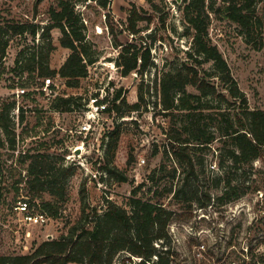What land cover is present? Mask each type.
I'll return each mask as SVG.
<instances>
[{
	"label": "rangeland",
	"instance_id": "374dc122",
	"mask_svg": "<svg viewBox=\"0 0 264 264\" xmlns=\"http://www.w3.org/2000/svg\"><path fill=\"white\" fill-rule=\"evenodd\" d=\"M59 1L0 0V23L40 25L36 38L24 40L20 35L13 36L0 59V109L4 102L16 100L12 116L16 121L18 139L15 151L7 143L5 147H0V155L5 161L4 179L7 181L10 164L17 159L20 151L36 147L41 141H54L50 155L60 163L73 167L66 178L69 200L64 203L58 218L48 216L42 224L26 221L22 209L16 208L18 202L14 205L15 191L11 187L7 190L6 201L0 206V255L29 253L42 241L59 238L83 217L82 206L85 203L90 208L96 207L99 212L106 209V199L129 207L133 187L143 180H147L145 189L152 183L163 188L171 183H180L185 174L183 167L163 153L168 145L167 137L175 133L173 127L175 122L179 124L182 113L176 110L172 114H164L160 94L153 86L155 78H160L164 70L176 67L186 58L191 46L192 37L185 34L182 0L179 3L155 0L159 4L158 11H154L147 0H108L107 8L94 0L80 1L76 10L83 16L87 39L97 61L88 66V75L82 79L80 87H69L62 77L55 75L59 83L58 94L54 91L38 93L35 99H25L21 92L18 93L21 86H13L21 77L17 75L16 59L22 50L44 53L52 45L49 66L55 69L71 52L60 43V28L50 30V41L41 36L43 27L51 22L49 9L59 8ZM133 4L143 7L140 9L142 13L152 15L153 19L151 22L149 19L139 22L143 29L140 34L133 36L126 31L121 38L123 41L136 40L139 45H151L155 64L142 75L132 72L125 76L116 63L120 48L114 44L109 33L105 13L110 9L115 21L125 22ZM162 16L166 19L164 23ZM210 32L227 58L239 86L247 94L250 106L264 108V27L259 28L253 37L259 48L247 41L239 28L228 20L214 16ZM149 33H153V36H148ZM141 36L144 42L139 38ZM27 76L28 72L25 71L22 77ZM142 83L147 108L129 114L124 107L127 115L123 117H118L117 113L113 116L103 114V134L107 129H112L115 116L118 122H123L124 133L112 160L127 177V180L119 181L100 168L105 154L101 136L98 140L91 137L84 139V135L78 132L84 117L83 106L75 103L72 110L58 111L53 107V101L57 95H64L80 96L82 100L79 102H83L84 97L100 93L101 90L107 91L111 98L117 89L122 88L127 101L134 103L139 100L138 89ZM149 83L150 90L147 92ZM214 103L218 104V101ZM20 107L27 110V119L22 123L19 119ZM217 115L213 114L212 121L220 131L218 125L221 122ZM24 125L32 131L30 135L37 133V136L25 133L22 138L20 133ZM34 126L35 130H32ZM50 126L51 129L46 131ZM83 139L85 144L82 147ZM224 139L219 136L196 154L203 164L194 185L200 190L201 197L204 193L211 195V204L200 207L199 201H177L171 197L164 201L167 208L175 211L170 224V246L173 251L170 264H264V159L234 166L226 157L230 144ZM131 151L136 157L130 164L127 160ZM143 158L145 163L140 164ZM175 167L177 171L173 177ZM150 175L154 179L151 180ZM227 178L239 187L241 194L237 199L223 203L217 197L223 193ZM20 195L24 199L30 197L24 189ZM33 206V210L41 212L38 205ZM125 257V252L120 253L115 263H122Z\"/></svg>",
	"mask_w": 264,
	"mask_h": 264
},
{
	"label": "trees",
	"instance_id": "16d2710c",
	"mask_svg": "<svg viewBox=\"0 0 264 264\" xmlns=\"http://www.w3.org/2000/svg\"><path fill=\"white\" fill-rule=\"evenodd\" d=\"M80 1L83 0H60L59 8L51 7V22L43 27L44 31L41 33L44 39L50 41V30L53 27L60 28V43L71 50L65 61L56 69L49 66L52 45L44 53L24 49L16 59L17 75L21 77L13 86L31 89L36 84V74L59 75L67 86H81L82 79L88 75V66L97 61V57L87 39L83 16L76 10ZM94 1L104 8L108 6V0ZM147 2L154 11H158L159 4L155 0ZM174 2L179 3V0ZM180 4L185 20V34L192 37V43L186 58L176 67L164 70L160 78H155L153 86L160 94L164 114H172L176 110L182 113L179 124L175 122L176 125L172 126L175 133L167 137L168 145L164 147L163 153L183 167V180L163 188L152 183L145 189V179L133 187L129 207L106 199V209L99 212L96 207L90 208L85 203L82 206L83 217L67 233L59 238L42 241L29 253L0 255V264H115L117 255L122 252L126 253L124 261L130 262L129 264H150L152 261L153 264H170L173 258L170 224L175 211L167 208L164 201L171 197L177 201H199L200 207H207L212 200L209 193H204L201 197L200 190L194 185L203 164L196 157L197 151L210 146L222 136L230 144L226 149V157L234 166L264 159V108L250 106L247 94L239 86L227 58L210 32L214 16L228 20L239 28L247 41L259 48L260 45L253 41V37L259 28L264 27V0H182ZM142 8L133 4L125 22L115 21L110 9L105 13L106 26L114 44L120 48L116 63L125 76L132 72L142 75L155 64L151 45H139L136 40L123 41L121 38L126 31L133 36L140 34L143 30L139 26L140 21L149 19L151 22L152 15L142 13ZM161 21H166L164 16ZM39 27L36 23H0V59L5 55L13 36L20 35L24 40L36 38ZM148 36H153V33ZM139 38L144 42L143 36ZM208 63L210 66L207 67ZM25 71L28 76L23 78ZM148 90L150 83L147 85V92ZM145 92L142 83L138 89L139 100L134 103L127 101L122 88L117 89L111 98L107 92L103 100L107 102L105 113L113 116L115 112L118 117H123L127 113L141 112L143 107L147 108ZM38 93L44 91L30 90L22 96L25 99H35ZM81 98L57 95L53 107L58 111L72 110L75 103L83 106V102H79ZM216 100L218 104L214 103ZM15 106L14 99L4 102L0 109V147H5L7 143L14 151L18 142L16 121L12 116ZM124 107L128 110L127 113ZM26 112L25 108L20 107L21 123L27 119ZM213 114H218L220 131L214 127ZM50 129L51 126L46 131ZM31 132L24 125L20 136L24 138L25 133L30 135ZM123 133V122H118L115 116L114 126L102 136L105 154L100 168L119 181H125L127 177L112 160ZM30 136H37V133ZM53 143L55 144L54 141ZM53 143L41 141L36 147L20 151L17 159L10 164L7 181L4 179L5 161L0 155V206L6 201L7 190L11 187L15 191L14 205L25 200L30 209L33 205H38L47 216H60L64 203L69 200L66 178L73 167L60 163L50 155ZM135 157L131 151L127 162L131 164ZM176 171L177 167L173 168V177ZM150 178L154 179L153 175ZM23 189L30 197H20ZM240 194L239 187L227 178L225 189L217 198L227 203L237 199ZM133 256L140 260L134 261Z\"/></svg>",
	"mask_w": 264,
	"mask_h": 264
},
{
	"label": "built area",
	"instance_id": "2783aa9c",
	"mask_svg": "<svg viewBox=\"0 0 264 264\" xmlns=\"http://www.w3.org/2000/svg\"><path fill=\"white\" fill-rule=\"evenodd\" d=\"M60 77L59 75H56ZM40 81V82H39ZM59 88V83L57 82L56 78L54 76H40L36 75V84L31 89L21 87L18 88V93L21 92V94L26 93L27 91L33 90V91H44V93H50L55 92L58 94L57 89ZM107 95V91L101 90L100 93H94L91 94L89 97L83 98V113L84 117L79 124L78 132L84 135V139H87L89 137L93 139H99L100 136L102 138L103 136V114L105 113V109L107 106V102H104V98ZM115 114V112L113 113ZM101 126V127H100ZM83 139L82 147L85 144V140ZM145 163V159H141L140 164ZM17 209H22V212H24V218L29 223H44L48 216L40 211H35L33 209H30L27 205V202L25 200L18 201V204L16 205ZM134 261L140 260L139 257H132ZM129 264L130 262L123 261L122 263H115V264ZM152 264V262H149Z\"/></svg>",
	"mask_w": 264,
	"mask_h": 264
}]
</instances>
